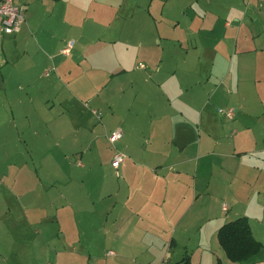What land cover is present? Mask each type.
Returning a JSON list of instances; mask_svg holds the SVG:
<instances>
[{
	"label": "crops",
	"instance_id": "obj_1",
	"mask_svg": "<svg viewBox=\"0 0 264 264\" xmlns=\"http://www.w3.org/2000/svg\"><path fill=\"white\" fill-rule=\"evenodd\" d=\"M257 1L258 10L263 13V16L259 17L261 26L251 25L241 33V29H234V36L217 37L213 35L214 29L209 21L224 12L237 17L242 12L240 9L242 4L239 0H147L145 2L147 8L152 3L156 4L157 7L153 11L160 8L172 17L177 16L179 12L182 13L187 23L186 30L191 34L187 46L180 38L171 41L166 36H159L156 39L153 36L155 30L158 35L160 34L156 23H138L141 28L138 34L127 38L121 31L123 23H113L114 17L111 23H106L104 11L100 23H94L93 69L90 72L96 73L100 78V73H105L109 69L110 81L117 78L115 84L108 89H105L106 83L103 80L92 86L83 81L70 85L71 79L68 76L65 78L66 81L68 80L69 96L59 94V89H53L49 90V98L46 96L43 100L44 107L48 106L45 115H48L49 120L52 118L50 111L56 102L57 94L62 98L61 102L68 101L66 105L73 103L71 108L83 109V101H87L90 106L99 107L104 115L102 119L100 113L102 122L112 125L119 118L127 123L126 115L122 113L125 116L123 118L120 114L125 104L126 110L136 109V121L142 117V114H147L149 123L155 126L156 131L152 134L156 139L171 142L169 149L145 151L142 159H135L133 163H129L124 180L120 181L113 193L117 200L116 204L110 205L108 210H116L118 229H123V232L130 236L135 237L137 234L144 238L161 233L166 242L170 241L169 247L180 244L186 254L173 264H245L247 262L264 264V191L260 190L264 183V93L257 92L259 110L253 111L254 114L246 113L250 119L249 123L243 124L242 120L237 121L239 128L233 130L235 135L231 138L225 132L226 125L223 126L217 118L218 122L214 120L212 114L210 115L218 105L227 103L232 93L229 85L234 84L238 95L243 83L261 82V76H264V37L261 38V35L264 36V0H249L246 5L250 9ZM21 2L24 4L23 1L18 3ZM103 2L104 7L107 4L111 9L109 2L105 0ZM69 4H71V13L83 10L82 0L76 2L72 0ZM188 8L191 11H188ZM137 9L141 11L143 17L145 8L137 4ZM146 18L152 20L149 8ZM176 23L179 25L181 22ZM31 28L37 31L35 23H27L25 11V22L18 32L0 33V51H2L0 115L3 117L0 123L2 124L13 122V119L16 121L12 114L16 104L19 108L26 107V110L22 108L18 110L20 121L24 124L34 123L30 121L31 118L36 116L41 118L40 115L44 114L37 110L42 106L35 104L36 93L32 90V82L31 85L22 84L19 79H14L15 76H27L30 72V69L22 66L29 65L30 57L27 56L30 54L27 46L31 39L36 40L29 35ZM19 45L24 46V53L21 55L17 54ZM88 47L89 44L83 45L79 54L68 57L62 64L56 65L55 71L59 70L61 74V65L65 64L66 67L69 64L73 65L74 57H83L86 63L89 62L91 55L88 53ZM232 56L234 62L229 61ZM167 60H172L173 68L170 71H167L168 66L165 63ZM107 62H110L109 66ZM141 65H144V68ZM70 70L72 71L71 68ZM148 71V75L144 74ZM65 74L70 73L65 72ZM129 74L132 75L130 79ZM211 80L217 82L213 83L214 87L209 92L212 86ZM139 82L141 89L137 85ZM14 93H19L21 96H12ZM143 99L148 101L143 102ZM172 106L177 109L179 118L170 122L171 115L168 111L173 108ZM227 118L233 120V117ZM182 125L189 129L188 139L192 135L193 138L183 142L179 147L176 145V136L177 129ZM130 127L132 128V125ZM85 130L89 131L88 128ZM25 131L28 133V130ZM24 136L22 133L20 138L30 142V144L26 143L31 146L29 150L37 151L38 155L44 157L40 161L44 166L40 165L39 169L55 173L59 160L66 164L64 152L61 155L62 159H58L57 142L54 150L49 148L41 152L36 149V141L41 138L40 134L28 133ZM52 185L51 182L41 181L37 195L33 197L36 203L31 207L25 205L19 207L20 218L27 221L21 229L27 231L30 228L38 236L45 232L46 237H52V233L54 236L58 233L52 232L53 224L56 230L57 225L62 224L63 221H67V228L72 229L75 226L68 212L71 203H59L56 195L50 191ZM108 187L109 185L103 186V191ZM252 190L256 191V201L251 199ZM247 197H250V206L255 208L252 209V214H257L258 217L255 222L249 216L251 215L249 210L241 212L240 208L228 207L225 201L221 203V210L226 216L214 213L209 207L222 199L242 202ZM16 198L20 199L19 195H16ZM223 205L226 206V210L223 209ZM233 210L234 215L231 214ZM159 211H164L165 214L161 217L156 215ZM12 213L10 206L3 208L0 212V221L9 218ZM241 216L248 219L251 233L262 244V248L251 259L234 262L225 255L218 241L217 232L225 222ZM135 217H138L137 223L133 221ZM132 226L133 232L130 228ZM193 229L197 230L193 236L198 235V237L196 244L191 246ZM143 241L144 243L132 245L148 249L155 244L146 243L144 239ZM2 248L10 251V254L8 258L7 256L2 258L0 247V264H33L29 244L12 242L3 245ZM25 252L26 257L23 260ZM19 253L23 254L22 259Z\"/></svg>",
	"mask_w": 264,
	"mask_h": 264
},
{
	"label": "rangeland",
	"instance_id": "obj_2",
	"mask_svg": "<svg viewBox=\"0 0 264 264\" xmlns=\"http://www.w3.org/2000/svg\"><path fill=\"white\" fill-rule=\"evenodd\" d=\"M19 1L24 2L27 23H35L37 31L33 28L29 31V35L35 37L36 40L31 39L29 41L27 46L30 54L27 56V58L30 57L28 59L29 65L27 67L22 66L30 69V72L27 76H15L14 79H19L22 84L31 85L32 82V90L36 93L35 104L42 106L41 109L37 110L44 114L40 115L41 118L37 116L31 118L30 121L34 123L24 124L20 121L18 110L21 108L26 110V107L19 108L16 104L12 113L16 121L13 119V122L10 121L8 124L0 123V212L8 206L13 211L9 218L6 217L0 221L2 258L5 256L8 258V254H10V251L3 249L2 246L15 242L31 246L30 255L33 264H173V262L181 260L186 253L180 244L176 247H169L170 241L166 242L161 233L157 236L144 238L137 234L135 237L130 236L124 233L123 229H118L116 210H108L110 205L116 204L117 200L113 193L120 181L124 180L129 163H133L135 159H142L145 151H163L171 147V142L156 139L152 134L156 129L154 124L149 123L147 114H142V117L136 121V109L126 110L124 104L120 114L126 115L127 123L119 118L114 125L107 124V122H102L104 115L99 107L90 106L87 101H83V109L71 108L73 103L66 105L68 101L61 102L62 98L56 94V102L50 111L52 118L49 120L48 115H45L48 106L47 108L44 107L43 100L46 96L49 98V90L52 91L53 89H59V94L69 96L67 92L68 80L66 81L65 78L68 76L71 79L70 85L83 81L92 86L94 83L103 80L106 83L105 89H108L115 84L117 78L110 81L111 72L109 69L105 73H100V78L96 73L90 72L93 69L94 23H100L99 20L104 11L106 23H111L113 17L115 20L113 23H123L121 31L123 36L127 38L138 34L141 29L138 23H156L160 31L158 35L155 30L153 36L156 39L159 36H166L171 41L180 38L183 40V44L186 43L187 46L191 34L186 30L187 23H185L182 13L179 12L177 16L172 17L160 8L153 11L157 6L152 3L148 7L152 18L149 21L146 18L148 8L145 2L147 0H105L111 4V9L107 4L104 7L103 0H82L83 10L78 13H71L69 2L72 0ZM239 1L242 4L240 6L242 12L237 17L224 12L209 21L214 29V36L231 37L235 35L234 29H241V33L251 25L261 26L259 17L263 16V13L258 10V1L250 9L246 5L249 0ZM137 4L145 8L143 17H141V11L137 9ZM188 11H191L190 8ZM177 21L181 23L176 25ZM263 37L261 35V38ZM85 44H89L88 53L91 55L89 62L86 63V59L83 57H74L73 65L69 64L67 67L65 64L61 65V74L59 70L55 71L56 65L62 64L68 57L79 54ZM23 47L19 45L17 54L24 53ZM64 48H68L67 54L62 52ZM0 55H2V51H0ZM229 58L230 56H228ZM229 61L234 62V57L232 56ZM165 63L168 66L167 71L172 70V60H167ZM165 63H163L164 66ZM109 65L110 62H107V66ZM65 72L70 74L66 75ZM144 74L148 75L149 71ZM232 75L235 77L234 74ZM63 77L64 79H62ZM130 78H132L131 74H129ZM261 78V82L246 81L243 83L238 95L235 92L234 84L229 85L232 93H230L227 103L218 105L214 112L210 113L215 121L217 118L223 126L226 125L225 132L230 138L235 135L234 132L239 128L237 121L242 120L243 124H247L250 122L247 114H254L259 110L257 92L264 93V76ZM211 82L212 86L209 88V92L214 87L213 83L217 81L211 80ZM137 85L141 89V83L139 82ZM12 96L18 97L21 94L14 93ZM52 100H54L53 93ZM147 101L143 99V102ZM64 105L66 106L64 107ZM172 107L168 111L171 115L170 122L179 118L177 109ZM229 109L233 110V120L228 119L224 114ZM93 110L102 113V119L101 115L98 116ZM2 119L3 117L0 115V121ZM86 128L89 131L85 130ZM113 128H119L123 135L121 140L114 144L108 140ZM25 129L30 135L33 133L41 135V138L36 141L38 151L44 152L49 148L54 150L56 148L54 145L57 142L58 159H62L61 155L64 152L66 164L59 160L55 173H48L39 169V166L42 165L40 161L44 157L38 155L37 151L29 150L31 146L27 145L30 144L28 140H21L22 133L23 136L28 134ZM233 130L235 131L233 132ZM24 137L27 138L28 136ZM116 153H124L125 158L127 157L119 165L117 173L111 164L113 155ZM40 180L53 184L50 191L56 195L59 203H71L68 212L74 220L75 226L72 229L67 228V221L58 224L57 230L53 224L52 232L57 231L58 233L55 236L52 233V237H46L45 232L38 236L30 228L27 231L21 229L27 224V221L20 218L19 207L22 205L31 207L36 203L33 197L37 195ZM106 185L109 187L103 191V186ZM260 190L264 191V183H262ZM16 195H19L20 199H17ZM249 199L250 197H247L242 202L222 199L213 205H209V207L213 209L214 213L226 216V213L221 210V203L225 201L228 207L240 208L241 212L248 210L251 212L255 208L250 206ZM251 199L256 201V191L252 192ZM117 208L121 211L119 206ZM233 212L234 210L231 214ZM157 214L161 217L165 212L159 211ZM249 216L254 222L258 219L257 214L253 215L252 212ZM137 219L138 217H135L133 221L137 223ZM130 228L132 230L133 226ZM41 229L43 228L41 227ZM254 232L256 234V231ZM196 233V229L191 230V246L196 244L198 235L193 236ZM176 237L178 238V235ZM143 239L146 240V243L153 242L155 244L148 249H141L139 245H132L144 243ZM19 255L22 259L23 254L19 253ZM25 257L26 252L23 260ZM10 262H12L11 259Z\"/></svg>",
	"mask_w": 264,
	"mask_h": 264
},
{
	"label": "trees",
	"instance_id": "obj_3",
	"mask_svg": "<svg viewBox=\"0 0 264 264\" xmlns=\"http://www.w3.org/2000/svg\"><path fill=\"white\" fill-rule=\"evenodd\" d=\"M217 238L227 258L234 262L249 260L262 248V244L252 235L245 216L225 222L218 229Z\"/></svg>",
	"mask_w": 264,
	"mask_h": 264
},
{
	"label": "built area",
	"instance_id": "obj_4",
	"mask_svg": "<svg viewBox=\"0 0 264 264\" xmlns=\"http://www.w3.org/2000/svg\"><path fill=\"white\" fill-rule=\"evenodd\" d=\"M25 6L22 3H18L15 0H0V33L4 34H14L18 32L25 22ZM65 54H67L68 48H64L62 50ZM144 68V65H141ZM48 74V73H46ZM98 116H100L99 112L93 110ZM224 114L231 118L233 117V110L229 109L224 112ZM122 137V131L119 128L114 129L110 135L108 136V140L110 143H116ZM125 158L124 153H116L113 155L112 159V167L117 171L120 163ZM223 209L226 210V206L223 205Z\"/></svg>",
	"mask_w": 264,
	"mask_h": 264
},
{
	"label": "water",
	"instance_id": "obj_5",
	"mask_svg": "<svg viewBox=\"0 0 264 264\" xmlns=\"http://www.w3.org/2000/svg\"><path fill=\"white\" fill-rule=\"evenodd\" d=\"M187 130H189L188 129V127H186V126H184V125H182V127H179L178 129H177V136H176V145L177 146H179V147H181V145L183 144V142H186V141H188L189 139H192L193 138V135L191 136V137H189V139H188V133H187Z\"/></svg>",
	"mask_w": 264,
	"mask_h": 264
}]
</instances>
